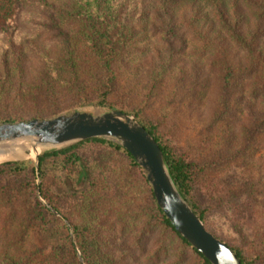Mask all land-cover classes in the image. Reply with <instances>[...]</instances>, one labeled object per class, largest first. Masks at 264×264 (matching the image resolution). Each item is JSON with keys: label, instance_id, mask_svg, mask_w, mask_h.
<instances>
[{"label": "trees", "instance_id": "16d2710c", "mask_svg": "<svg viewBox=\"0 0 264 264\" xmlns=\"http://www.w3.org/2000/svg\"><path fill=\"white\" fill-rule=\"evenodd\" d=\"M87 106L133 116L205 228L264 264V0H0V123ZM0 264L210 263L91 139L0 164Z\"/></svg>", "mask_w": 264, "mask_h": 264}, {"label": "water", "instance_id": "95a60500", "mask_svg": "<svg viewBox=\"0 0 264 264\" xmlns=\"http://www.w3.org/2000/svg\"><path fill=\"white\" fill-rule=\"evenodd\" d=\"M102 139L130 154L143 173L157 206L177 234L210 264H242L232 249L209 232L179 192L163 153L134 117L110 109H77L48 119L0 123V145H30L35 152L23 161L78 143ZM37 150V151H36Z\"/></svg>", "mask_w": 264, "mask_h": 264}, {"label": "rangeland", "instance_id": "374dc122", "mask_svg": "<svg viewBox=\"0 0 264 264\" xmlns=\"http://www.w3.org/2000/svg\"><path fill=\"white\" fill-rule=\"evenodd\" d=\"M28 68L31 69V64L30 63L28 64ZM29 75H31L30 72H29ZM92 108L110 109V108L87 106V107L69 109V110L64 111L62 113L70 112V111L77 110V109H92ZM110 110H114V109H110ZM62 113H60V114H62ZM60 114H58V115H60ZM31 160L34 161V159H31ZM208 226H209V228L212 231L216 232L219 235H222L223 237L227 238L228 240H232V238H237L236 234L232 231V229H231V227L229 225V222L227 220V216L226 215H216V216L212 217L210 219L209 223H208Z\"/></svg>", "mask_w": 264, "mask_h": 264}, {"label": "bare ground", "instance_id": "6f19581e", "mask_svg": "<svg viewBox=\"0 0 264 264\" xmlns=\"http://www.w3.org/2000/svg\"><path fill=\"white\" fill-rule=\"evenodd\" d=\"M37 151V150H36ZM35 150L30 145L4 144L0 145V162L5 160H18L31 156Z\"/></svg>", "mask_w": 264, "mask_h": 264}]
</instances>
